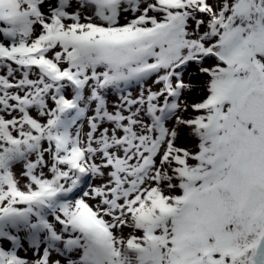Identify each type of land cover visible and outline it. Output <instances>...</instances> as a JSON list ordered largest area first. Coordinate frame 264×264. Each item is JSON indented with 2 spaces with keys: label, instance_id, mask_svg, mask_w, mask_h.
I'll list each match as a JSON object with an SVG mask.
<instances>
[{
  "label": "snow or ice",
  "instance_id": "snow-or-ice-1",
  "mask_svg": "<svg viewBox=\"0 0 264 264\" xmlns=\"http://www.w3.org/2000/svg\"><path fill=\"white\" fill-rule=\"evenodd\" d=\"M0 264H264V0H0Z\"/></svg>",
  "mask_w": 264,
  "mask_h": 264
}]
</instances>
